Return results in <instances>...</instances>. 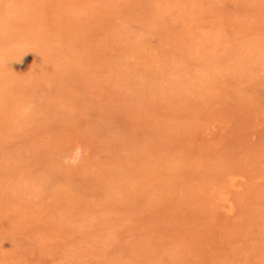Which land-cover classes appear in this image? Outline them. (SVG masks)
Listing matches in <instances>:
<instances>
[{
	"label": "rangeland",
	"instance_id": "obj_1",
	"mask_svg": "<svg viewBox=\"0 0 264 264\" xmlns=\"http://www.w3.org/2000/svg\"><path fill=\"white\" fill-rule=\"evenodd\" d=\"M0 264H264V0H0Z\"/></svg>",
	"mask_w": 264,
	"mask_h": 264
},
{
	"label": "clouds",
	"instance_id": "obj_2",
	"mask_svg": "<svg viewBox=\"0 0 264 264\" xmlns=\"http://www.w3.org/2000/svg\"><path fill=\"white\" fill-rule=\"evenodd\" d=\"M77 151L79 152V149H77Z\"/></svg>",
	"mask_w": 264,
	"mask_h": 264
}]
</instances>
